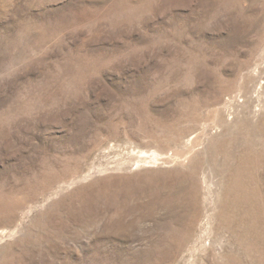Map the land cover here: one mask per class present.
<instances>
[{
    "label": "rangeland",
    "instance_id": "1",
    "mask_svg": "<svg viewBox=\"0 0 264 264\" xmlns=\"http://www.w3.org/2000/svg\"><path fill=\"white\" fill-rule=\"evenodd\" d=\"M0 264H264V0H0Z\"/></svg>",
    "mask_w": 264,
    "mask_h": 264
}]
</instances>
